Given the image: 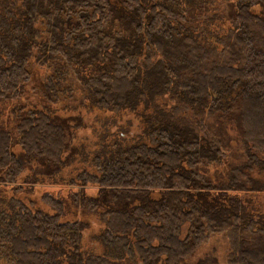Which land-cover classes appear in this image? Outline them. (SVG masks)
Returning a JSON list of instances; mask_svg holds the SVG:
<instances>
[{"label": "trees", "instance_id": "trees-1", "mask_svg": "<svg viewBox=\"0 0 264 264\" xmlns=\"http://www.w3.org/2000/svg\"><path fill=\"white\" fill-rule=\"evenodd\" d=\"M221 1L0 0V259L183 264L221 234L228 264H264V214L242 198L264 192V0ZM84 105L141 122L62 186L103 224L88 250L62 200L43 194L49 214L3 191L59 176L81 124L59 110Z\"/></svg>", "mask_w": 264, "mask_h": 264}, {"label": "rangeland", "instance_id": "rangeland-1", "mask_svg": "<svg viewBox=\"0 0 264 264\" xmlns=\"http://www.w3.org/2000/svg\"><path fill=\"white\" fill-rule=\"evenodd\" d=\"M218 4L222 6L225 5L221 0H214V5ZM251 11L264 18V7L261 5H255L251 7ZM222 25L221 27L223 32L226 30L225 28H228V25L226 23ZM43 71L44 70L42 68H37L36 73L39 74V77H42ZM32 86H34V84H31L27 88L29 92L30 89L32 90ZM32 96L33 94L30 98L31 101L34 102L35 97ZM58 114L63 117L69 115L81 116L80 127L77 129L74 128L72 130V147L76 149V154L70 161L69 165L62 170L56 179L49 180L46 178H39L36 180L37 185L35 186H29L28 182V184H24L25 179L29 180L32 174L30 170L25 171L18 181L19 184L24 185L22 189L16 192L13 188H4V198L7 199L9 197H13L19 199L29 208L33 210H42L49 214H52L53 211L48 206L43 204L41 200L43 194L48 193L53 197L59 198L64 204V217H62V220L72 221L75 219H80L81 221L89 223L83 239L84 248L88 250L96 245L95 238L103 229V224L100 221L98 215L89 214L86 210L77 206L72 201V199L69 198L68 191L62 186L69 178L75 177L78 172L82 170H94L93 159L101 144H109L112 141H116L115 135L122 129L126 131H124V133L127 135V137L137 135L139 133L141 122L130 113L113 114L110 112L101 111L95 107L90 108L86 105L82 106L78 112L74 114L67 112V110L66 112H61L59 110ZM236 145V143L232 144L231 154L233 158L236 157L238 159L237 155H239L241 152L236 151ZM15 151H18V148ZM233 161L238 162V160ZM258 175L259 177L263 176V174H259L257 168H255L251 172V176L255 178ZM56 181L57 184L52 185ZM89 195L92 196L94 193ZM242 198L249 201L245 202V205L247 208H249V210H256L258 213L264 214V192L258 194H243ZM103 209L104 208L101 210ZM185 229L186 227L182 228V236L185 232ZM211 251L214 252L217 258V264H228V243L221 234L211 235L208 240L199 246L195 254L183 264H195L199 258L203 257V255H207ZM96 252L100 253L102 251L100 248H96ZM0 264L7 263L3 259H0Z\"/></svg>", "mask_w": 264, "mask_h": 264}]
</instances>
